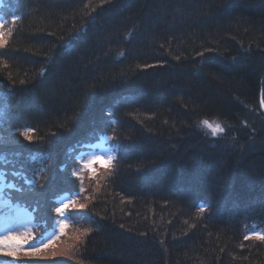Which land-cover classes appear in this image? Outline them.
Returning <instances> with one entry per match:
<instances>
[{
	"label": "trees",
	"instance_id": "16d2710c",
	"mask_svg": "<svg viewBox=\"0 0 264 264\" xmlns=\"http://www.w3.org/2000/svg\"><path fill=\"white\" fill-rule=\"evenodd\" d=\"M0 15V136L51 154L20 203L43 234L79 193L53 263L264 264V0H0ZM104 134L118 159L80 183L68 150Z\"/></svg>",
	"mask_w": 264,
	"mask_h": 264
},
{
	"label": "snow or ice",
	"instance_id": "6c2138e0",
	"mask_svg": "<svg viewBox=\"0 0 264 264\" xmlns=\"http://www.w3.org/2000/svg\"><path fill=\"white\" fill-rule=\"evenodd\" d=\"M20 17L13 15L11 22L15 23ZM8 24V20L4 15H0V47L7 42V37L11 34L5 32L4 29ZM10 101L0 100V117L5 121L10 120ZM204 126L211 129L215 135L218 131H223L219 124L215 126L209 121L202 122ZM16 134L22 136L24 140L32 143V130L27 127L17 128ZM101 141L107 142L114 140L113 136L104 134L99 137ZM8 142L3 136H0V219L6 222L0 226V254L5 256L17 257L23 252L28 257H39L41 251L49 248L53 241L58 238V234H63L67 227L68 217L66 210L76 206L75 202L79 193H61L54 203V211L59 219L56 221V230L51 234L45 232L39 238L29 235V228L24 227L21 231L20 227H13L7 221L11 218L5 209L13 210L16 217H19L20 200L30 193L36 192L37 188H43L41 181L47 176L49 171L50 153L46 152H28L24 153L16 150H6ZM100 148L97 152L95 149ZM69 155L73 158L75 165L71 174L78 176L82 169L94 172V165L99 164L102 167H110L117 159L118 153L114 146L105 147L104 143H94L91 140L76 144L70 148ZM27 162L28 167L25 168L24 163ZM63 170V169H62ZM11 175L13 179L8 180ZM10 192L5 195V190ZM11 192H15L18 198H13ZM203 210V209H201ZM31 216V213L29 214ZM257 239L264 240V234L254 233ZM246 239L251 238L246 236Z\"/></svg>",
	"mask_w": 264,
	"mask_h": 264
},
{
	"label": "rangeland",
	"instance_id": "374dc122",
	"mask_svg": "<svg viewBox=\"0 0 264 264\" xmlns=\"http://www.w3.org/2000/svg\"><path fill=\"white\" fill-rule=\"evenodd\" d=\"M212 123L214 126L216 124H219L220 127L222 128V125L220 123L217 122H210ZM204 129L207 133H211L212 131L211 129L207 128L206 126H204ZM222 131H218L215 135L221 133ZM97 143H104L105 147L110 146L108 143L102 141V142H97ZM95 151L99 152L101 151L100 148L95 149ZM76 166V165H75ZM102 166H100L99 164L94 165L95 170L98 168H101ZM90 172L87 169H82V171L80 172V174L78 176H73L75 178H77V180L81 183L83 180V175L85 172ZM94 172H90V174L92 175ZM9 192V190H5V195H7ZM21 204V203H20ZM74 208V207H73ZM73 208H70L68 210H66L68 217H70V219L66 222L67 223V227L64 230L63 234H58V238L55 239L52 243V245L41 251V253L39 254V257H37L38 260H34L32 261V263L35 264H56L53 263L52 259H56L57 261H63L66 260V248H57L59 246V240L61 237L64 236V234H68L72 229H73V225H71V221L73 220L72 216H71V210ZM5 211L8 213V216L11 218L10 220H8L7 222L11 224V226L13 227H20L21 231H23L24 227H28L29 228V235L34 236L36 238H39L42 233H40L39 230V220L31 213V211L27 208L24 207L23 204L20 205V211H19V217H16V213L13 210L10 209H5ZM31 213V216H29V214ZM59 219L57 213H56V217H55V221H54V226H52V228L47 231V233L51 234L54 230H56V221ZM6 221L3 219H0V226H2ZM23 253V252H21ZM24 254V253H23ZM20 255V253L18 254V256ZM17 256V257H18ZM17 257H13V256H5L3 254H0V264H22V262H19ZM24 257H26L24 255ZM33 259V258H32ZM29 260V262L31 263V260ZM27 261V260H26ZM27 263V262H26ZM25 264V263H23Z\"/></svg>",
	"mask_w": 264,
	"mask_h": 264
}]
</instances>
